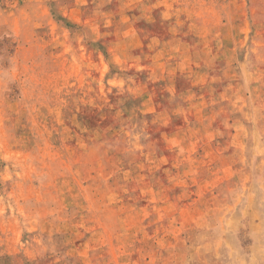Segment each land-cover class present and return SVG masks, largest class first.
Wrapping results in <instances>:
<instances>
[{
  "label": "rangeland",
  "instance_id": "obj_1",
  "mask_svg": "<svg viewBox=\"0 0 264 264\" xmlns=\"http://www.w3.org/2000/svg\"><path fill=\"white\" fill-rule=\"evenodd\" d=\"M0 264H264V0H0Z\"/></svg>",
  "mask_w": 264,
  "mask_h": 264
}]
</instances>
